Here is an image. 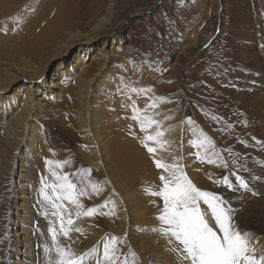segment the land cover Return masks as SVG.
I'll return each mask as SVG.
<instances>
[{
	"label": "rangeland",
	"instance_id": "1",
	"mask_svg": "<svg viewBox=\"0 0 264 264\" xmlns=\"http://www.w3.org/2000/svg\"><path fill=\"white\" fill-rule=\"evenodd\" d=\"M206 1L186 6L188 0H116L110 15L117 29L115 43H111V38L106 42L104 37L96 40L90 60L84 62L88 76L78 77L80 72L76 73L71 66L67 70L76 47L64 56L34 62V68L44 71L49 85L54 86L42 89L43 95L36 98L37 104L30 109L25 108L27 102L21 98L31 89L16 71L20 62L0 61V81L8 78L10 83L0 93V102H5L0 110V264H17L25 258L20 238L12 233L16 207L21 203L13 200L15 192L21 191L17 188L19 183L29 196L27 204L38 218L54 219L44 215L50 206L37 197L35 185L39 183L41 188L43 179L51 183V170L57 161L62 162L57 171L71 174L70 179L78 185L77 195L80 191L85 193L78 195L84 209L99 206L92 216L77 218L74 206L68 205L74 229L79 231L73 230L70 240L58 237L61 245H71L78 255L95 247L89 264L102 258V241L111 237L119 238L115 245L117 254L121 258L128 256L130 264L132 252L136 254L135 264H162L160 261L181 264L175 244L152 230L160 227L157 217L162 207L158 197L147 194L161 186V170L155 167L154 157L169 164L176 158L197 187L222 193L230 201L239 227L253 233V240L259 238L260 245H264V0H236L230 9L223 11L217 0ZM108 2L96 8L94 17L107 13ZM29 6L30 0H26L20 5L11 4L14 11L0 12L2 32H10L22 24ZM206 6L212 8L203 17L200 11ZM258 7L263 8L259 20ZM0 39L4 40L3 35ZM70 40L71 37L59 45L64 46ZM115 47L121 50L120 55L112 56L105 64H96L99 55ZM246 52L257 55L255 61L261 73L254 71L258 66L243 59ZM61 61L60 71L51 80V73ZM125 64L131 67L128 72L123 70ZM67 83L73 91L56 101L69 86ZM134 88L137 91L133 92ZM256 89L263 98L253 97ZM127 99L140 105L135 106L138 115L143 117L146 113L159 122L162 136L159 143L149 142L156 152L148 153L141 143L145 134L141 135L144 132L134 121L138 126L132 136L136 154L129 163L113 167L106 142L118 132L115 127L105 132L103 129L109 128L90 121L98 109L99 117L110 126L108 111L111 114L116 111L109 102L124 104ZM11 103L15 113L11 112ZM20 112L21 121L19 117L12 120ZM122 117L133 120L128 114ZM22 119L32 127L27 148L16 135L21 131L22 125L18 123L24 122ZM95 131H102V135L97 138ZM150 133L155 134L151 130ZM205 136L212 141L211 145L204 149L193 146ZM207 155L216 162L207 163ZM22 157H29L26 164ZM46 161L53 163L44 169L42 164ZM223 162H227V169L221 166ZM23 174L26 175L19 179ZM225 175L231 186L222 182L218 186L217 181ZM93 184L99 192L92 190ZM37 246L39 253L30 264H48L44 241L39 240Z\"/></svg>",
	"mask_w": 264,
	"mask_h": 264
},
{
	"label": "bare ground",
	"instance_id": "2",
	"mask_svg": "<svg viewBox=\"0 0 264 264\" xmlns=\"http://www.w3.org/2000/svg\"><path fill=\"white\" fill-rule=\"evenodd\" d=\"M24 1H26V0H0V12L4 13V11H10V10L14 11L13 9H11V4L20 5ZM198 1L199 0H188L186 6H192L193 3L198 2ZM247 1H250V0H247ZM115 2H116V0H109L107 8H106L107 13L102 14L96 18V17H94V14L96 12V8L98 6H102V5L106 4V0H30L29 9L25 12V16H24V20L22 21V24H19V25L17 24L15 26V28H13L10 32H2V30L0 29V37H1V35H3V37H4V40L0 39V61L1 60H8V59L18 60L20 62L19 64H21V66L17 67L16 71L20 72L22 79L27 80V82L29 83V88L31 89V91L28 95H24L23 97H21L27 102V103H25L26 109L27 108L30 109L33 107V105L37 104L36 98L40 95H43V93H44V92H42V89L45 90V89H47V87L54 86V85H49V83H50V82H48L49 78L46 77V75L42 74L44 71L40 70L39 68H34V64H35L34 62L36 60H38V61L40 60L42 62H45L49 59H52V56H54V55L64 56L68 52V50H70V48L76 47L72 51L71 62L69 63L67 70H70L71 67H74V71L76 73L80 72L79 74L77 73L78 77H82L84 79L86 76H88L87 67H86L84 62L86 60H90V57L93 54L92 50L95 49L94 44H95L96 40H99V39L104 37V39H105L104 41L106 42V40L111 38V43H115V39L117 36L116 35L117 29L113 26L112 17L110 16L112 13V9L115 5ZM203 2H204V0H203ZM207 2L208 1H206L205 3H207ZM217 2L220 3V5H221L220 8H222V11H223L226 9H230L232 7L231 5H233L232 3L234 2V4H235L236 0H217ZM203 5H204V3H203ZM208 5H210L209 2H208ZM209 8H212V7L206 6L200 11V13L203 17L205 15H208ZM261 8L262 7H258V9H257V11L258 12L260 11V13L263 9V8L262 9ZM259 9H261V10H259ZM262 15H263V13H261V15H259L258 20L261 19ZM194 19H195V17H194ZM199 20H197V21H199ZM182 25H183V23H182ZM107 29H109V30H107ZM73 30L75 32L71 33V32H73ZM107 31H109L110 33H106ZM199 32H200V30H199ZM177 34H180V33H177ZM180 35H182V34H180ZM69 37H71L70 42H67L64 46L59 45V44H61L60 43L61 41H68ZM194 38H196V37H194ZM51 50L53 52H51ZM62 53H64V54L62 55ZM120 54H121V50L119 48L115 47L113 51L104 52L103 55H99L97 57V59L95 60V62L97 65L105 64V62L109 61L112 56L120 55ZM92 58H91V60H92ZM256 58H257V55H255L254 53H251V52H249L248 54L246 52V54L243 56V59L246 60V62H248V64L258 66V65H256L257 62L255 61ZM78 63H80V64L77 65ZM61 64H63L62 61L58 62L57 65L55 66L53 73H51V80H52V78H54L55 73L57 71L58 72L60 71ZM130 68L127 64H125L123 70L127 71ZM43 69H45V68H43ZM95 69H99V67H96ZM67 70L65 72H67ZM88 70H89V68H88ZM254 71L257 74H258V72L259 73L262 72L260 66H258V68L256 67L254 69ZM36 82H37V86L35 85ZM68 83L69 84L71 83L70 79L68 80ZM8 84H10V83H8V78L5 81H2V82L0 81V93H3L4 90L7 89V87L9 86ZM55 86H56V84H55ZM66 88L67 89L62 90V91H64V93H62L63 95H61L62 97L56 101H60L67 94H69V92L73 91L71 89L72 87L70 85L67 86ZM97 92H98V90H97ZM261 93L262 92H260L259 89H256V91L253 92V97L255 99L257 97L263 98V95ZM98 94L99 93H97V95ZM1 98L2 97L0 95V99ZM263 100H264V98H263ZM132 102H130V99L125 100L124 104H120V103L115 102L116 104L113 105L109 102L110 108L112 107L113 110L116 111V112H114V114H111L110 111H108L109 116H107V120H108V122H112L110 124V126H107L108 124H105V120L104 119L102 120L99 117L100 112H98V109L95 110L96 117L91 118L92 122L90 121L91 124L92 123L94 125L96 124V126L99 125L102 127L109 128V129H103V130H105V132H106V130L110 131V129H111L110 127H115L116 131L118 132V134L116 133L117 134L116 136L113 135V137H111V135H110L108 141L106 142L110 148L109 152H111L110 153L112 156L111 157V163H112L113 167H117L119 165L129 163L131 161L130 160L131 157L136 154V148L137 147H136V142H135L133 137L136 135L135 133H137L136 131L138 130V126H136L134 120H128L126 117H122L120 119V116L122 114H128L130 117H132V115H133V112H132L133 103ZM136 102L137 101H135L134 106H140ZM0 103H1L0 104V110H1L2 105L5 102L1 101ZM104 103L106 104V102H104V100H103L102 101L103 106H105ZM142 103H143V101H142ZM26 104H28L27 107H26ZM10 106L9 107L11 108V112H14L12 103L10 104ZM260 106H261V104H260ZM147 110L149 112V109H147ZM261 112H262V110L260 111V113ZM25 113H26V115L30 114L29 111H25ZM95 114H94V116H95ZM144 116H145V114H144ZM15 117H19L20 121H21L22 113L20 112L16 116L12 117V120L17 121L16 119H18V118H15ZM148 118H149V115H148ZM24 119H26V118H24ZM24 119H22V120L24 121ZM89 119H90V117H89ZM9 120H11V119H9ZM25 121L18 123V125L20 124L22 126H21V129L19 128L21 131L20 132L17 131L16 135H17V137H19L22 144L25 145V148H27L28 147L27 139H29V135L32 133V132L29 133V130H31L32 127L30 128V125L28 126ZM127 126L129 127V130H127ZM13 127H15V126H13ZM17 128H18V126H17ZM136 128H137V130H136ZM9 133H12L10 128H9ZM95 134L97 135V138H98V137H100V134L102 135V131H95ZM144 134L145 133H143L141 135H144ZM8 137H10V136H8ZM114 145L118 146V147L114 148ZM28 158L29 157L23 158V160L25 161V164L29 160ZM31 166H32V164H31ZM42 167L45 169L46 163L44 165L42 164ZM24 168H22V170H25ZM25 175L23 174L22 177L20 176L19 179L23 178V176H25ZM35 176H36V174H35ZM21 184L22 183H19L17 185L18 186L17 188L21 189V191L15 192V195L16 194L17 195L14 196V199H13V200H15V202L18 199V202H21V203H20V205H18V207H16L17 210L15 211V214L17 215V218H16V221L14 223L12 233L14 234L15 237L17 236V239L20 238L19 239V240H21L20 245H23V248H24V251L22 254H24L25 258H23V260H21V262H19L17 264H30V262L33 260V258H35L36 255L39 253V252H37V248H38L37 243H39V240H43L45 243V246L51 247L52 241H51L50 234L48 233V225H50V220L48 218H47V220H44L41 217H40L41 219L38 218L36 211L32 208L31 205L27 204V198H29V196H27L26 191L23 190L24 187ZM35 188L37 190V191H35V194H37V197L40 200H42V198L39 194V190H40L39 183H37V185H35ZM22 207H24V209ZM22 209L24 211H21ZM32 227H35V229ZM160 263L167 264L163 261H160Z\"/></svg>",
	"mask_w": 264,
	"mask_h": 264
},
{
	"label": "snow or ice",
	"instance_id": "3",
	"mask_svg": "<svg viewBox=\"0 0 264 264\" xmlns=\"http://www.w3.org/2000/svg\"><path fill=\"white\" fill-rule=\"evenodd\" d=\"M134 105L133 101L131 118L137 121L140 130L145 133L141 143L148 153L154 154L156 148L150 146L149 142H160L162 133L159 130V122L148 118L146 113L144 117L138 115L139 110ZM150 130L155 134H151ZM211 144L212 141L205 136L195 141L193 146L204 149L206 145ZM205 158L207 163L216 162L210 155ZM50 163L53 162L46 161V165ZM54 163L56 167L51 170V183L43 179L39 190L44 204L50 206L44 215L54 218L48 227L51 247H44L45 253L49 255L48 264H89L91 254L96 251L95 247L78 255L71 245H61L58 237L70 240V233L73 230L79 231L78 228L74 229L72 210L68 205L74 206L77 218L92 216L99 206L85 210L78 198V195L83 196L85 193L80 191L77 195L78 185L70 179L71 174H61L57 169L62 167V162ZM154 164L161 170V186L158 191L149 190L147 194L158 197L162 201V207L157 217L160 227L152 230L159 231L168 238L170 244H175L181 264H264V245H260L259 238L253 240V233L239 227L235 222L233 209L229 207L230 201L226 200L222 193L197 187L176 158L169 164L154 157ZM221 166L228 168L227 162H223ZM237 180L243 184L239 176ZM221 182L231 186L227 175L217 181L218 186ZM92 190L99 192L100 189L93 184ZM118 242V237L103 240V256L97 258L95 264H130L128 256L121 258L117 254L115 245ZM129 255L133 257L132 264H135L136 254L132 252Z\"/></svg>",
	"mask_w": 264,
	"mask_h": 264
}]
</instances>
